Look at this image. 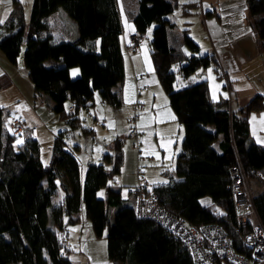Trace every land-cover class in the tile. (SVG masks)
Listing matches in <instances>:
<instances>
[{
    "label": "trees",
    "instance_id": "trees-1",
    "mask_svg": "<svg viewBox=\"0 0 264 264\" xmlns=\"http://www.w3.org/2000/svg\"><path fill=\"white\" fill-rule=\"evenodd\" d=\"M177 6V0H138L136 11L125 13L136 32L144 34L152 26L158 31L149 41L154 70L183 128L176 179L151 191L169 213L195 224H220L236 238L231 230L232 166H240L247 182L260 177L263 192L252 197V203L264 228V147L249 141L248 120L251 113L264 110V95L252 97L236 114L228 100L212 101L205 79L178 86V77L187 80L216 60L214 54H199L187 29L181 40L172 35L170 15ZM194 6L198 4H183V13ZM246 7L248 24L264 52V0H246ZM60 8L77 25L72 41L56 42L49 33L46 19ZM9 30L0 38V51L16 64L26 38L23 61L35 93L52 104V112L65 125L82 130L81 114L94 106L96 96L112 108L121 106L124 56L117 0H33L27 31L21 15ZM72 68L80 72L75 79L69 75ZM3 114L0 108V264H73L70 243L64 251L62 240L68 238L66 224L76 223L80 213L95 238H106L107 258L113 264H190L187 247L156 221L139 218L135 196L128 205L114 187L124 161L123 140L115 139L100 162L89 161L81 181L77 150L68 148L65 131L55 136L50 161L43 164L36 140L15 147L14 136L4 130ZM58 190L62 202L55 204ZM101 190L103 198L98 196ZM205 198L211 203H202Z\"/></svg>",
    "mask_w": 264,
    "mask_h": 264
},
{
    "label": "rangeland",
    "instance_id": "rangeland-1",
    "mask_svg": "<svg viewBox=\"0 0 264 264\" xmlns=\"http://www.w3.org/2000/svg\"><path fill=\"white\" fill-rule=\"evenodd\" d=\"M178 6L170 15L175 23L172 32L181 40L183 31L187 29L188 36L199 46V54H208L207 49H211L212 43L208 35L206 19H202V13L199 6H194L186 15L183 13L182 0L177 1ZM33 0H0V38L7 35L9 24L11 21H17L18 15H21L26 31L30 21V14ZM220 9L218 14L213 18V27L218 31V38L227 51L234 56V74L238 77L236 84V94L239 103L241 100L249 101L252 93L259 91L264 93V52L255 33L248 24V12L246 0H218ZM50 21V20H49ZM49 32L52 31L54 37L67 36L68 41H72L77 37V25L69 18L68 14L62 9H58L57 14L51 18L48 25ZM147 33V40H151L154 36V28L151 27ZM21 46L20 54L16 64L10 63L5 55L0 51V108L4 109L3 119L9 122L13 119L24 121L27 125H36L39 131V156L43 164H48L51 157V149L56 135L65 131V141L70 145L71 149L78 141H82L85 146L84 150L93 157V162L98 163L102 158V154L96 158V150L103 143V139L91 136H83L80 128L72 129L60 120V117L52 112L45 99L37 95L34 86L31 83L27 70L24 65L23 55L25 50V40ZM183 51L187 55H192L189 49L183 45ZM226 52V50H225ZM246 56V58H244ZM245 60H244V59ZM213 74L201 68L197 69L187 80L180 77L177 78L178 86H186L189 83L200 82L203 79H209V75L218 80V75H222L217 63L211 64ZM6 79V81H5ZM8 80L10 84H8ZM210 81L213 79L210 78ZM241 85V86H238ZM233 87V86H232ZM239 88V89H238ZM231 93V92H230ZM234 94V95H233ZM233 110L238 109L236 104L235 92L232 91ZM45 98V97H44ZM246 102V103H247ZM260 112V111H258ZM82 119V127H92L91 121L84 116ZM5 127V125H4ZM5 132L12 135L11 131L5 127ZM14 145L19 148L24 142L14 137ZM20 140L21 143H17ZM95 141L96 144L93 142ZM106 141L105 144H108ZM72 146V147H71ZM130 166L127 167V170ZM128 177V176H127ZM127 177L124 179L126 180ZM114 186L122 188V198L126 204L133 205V199L129 193V187L124 186L120 180V176L115 177ZM249 195L256 197L263 192V185L260 177L251 179L247 182ZM59 202L58 195L54 196V202ZM217 214H223L219 209L215 210ZM113 211L109 214V220H113ZM80 220L74 224H66V233L68 242L72 246V252H69L70 259L73 264H88L90 262L87 253L82 250L86 246L90 251L89 255L94 256L93 260H107V241L106 238H95L91 229L90 222L85 218L83 213L79 214ZM74 229V231H73ZM80 238V242L78 239ZM69 249V248H67ZM91 257V256H90Z\"/></svg>",
    "mask_w": 264,
    "mask_h": 264
},
{
    "label": "crops",
    "instance_id": "crops-1",
    "mask_svg": "<svg viewBox=\"0 0 264 264\" xmlns=\"http://www.w3.org/2000/svg\"><path fill=\"white\" fill-rule=\"evenodd\" d=\"M137 2L138 0H117L122 25L120 44L124 56V81L121 88L122 104L118 108H112L102 102L99 96H96L94 106L88 109V113L83 112L81 114L82 117H86L87 115H92L94 117V121L89 120L92 123L90 124L92 127L85 126L82 127V130L80 129L83 136L87 135L94 137V140L96 138L103 139V143L99 145L96 153H94L96 154V158H98L99 153L100 155L102 154V156L106 153H110L112 142L115 139L124 141V161L119 176L122 184L129 187V193L132 199L135 196L134 190L137 185L138 176L143 177L151 187L167 184L169 180L176 179L175 158L181 149V142L183 140V128L170 107L168 98L154 70L149 46L150 40H147V33L149 32L147 31L144 33L143 40L133 51H128L129 38L137 32L133 24L128 21L125 13L126 9L136 11ZM182 2L183 4L197 3L201 9L202 19H206L207 28L209 30L208 35L212 43V47L211 49H207V53L214 54L217 66L222 73V75L219 74L217 76L218 80H214V78L210 76L214 73L213 67L207 69V71L211 72L209 79H206L211 99L213 102L228 100L230 110L238 114L239 110L246 105L247 101L244 102L241 100L240 103L238 102L239 99L236 94L238 77L234 74V56H232L227 49H225L223 44H221L217 34L218 31L212 26L213 18L218 14L217 11L220 9V5H217L218 0H182ZM56 14L57 11L46 19L48 25L50 24L51 18ZM152 27L154 28L155 35L158 31L155 30L154 26ZM159 32L164 34L165 30L162 29L159 30ZM49 33L53 35L52 31ZM66 38L67 36L63 35V37H58L55 40L56 42L66 41L68 40ZM244 58H246V56H244ZM69 75L72 79H75L80 75V72L78 68H72L69 71ZM210 78L213 79V81H210ZM232 91L235 92V103L239 104L236 110H233ZM257 94L262 93L255 91L252 93L251 98ZM41 98L45 99L51 109L52 104L46 98ZM126 100L133 102L126 103ZM134 113L138 114L136 126L139 135L137 137L129 135V129L131 127L130 120ZM262 115H264V110L253 112L248 116L250 128L249 141L264 147V120H262ZM101 117H103V119H101ZM253 117H255V120H253ZM110 122H113L114 126L110 127ZM33 126L36 127V125ZM106 141H109V143L105 144ZM36 142H39V131ZM79 142L80 144L76 143L73 148L75 151L77 150L75 156L80 166V178L81 181H83L87 164L89 161L93 160V157L90 159V154L86 153L84 150L85 146L82 141H78V143ZM136 142H139L138 147L135 146ZM93 143L96 144L95 141ZM67 146L71 149L68 143ZM128 166H130L129 170H127ZM126 177L127 179L124 180ZM120 187L116 188L122 191ZM56 195H58V203L60 204L62 202L61 191L58 190ZM98 196L103 198L104 191H99ZM202 203L210 204L211 202L209 199L205 198L202 200ZM55 204H57L56 201ZM77 218L80 220L79 216H77ZM66 227L67 226H65L64 231H66ZM78 241L80 242V238ZM71 248L72 246L70 244V252H72ZM81 249L89 256L90 262H88V264H113L108 258L100 262L93 260L94 256L92 252L91 255H89L90 251L87 250L86 246H83Z\"/></svg>",
    "mask_w": 264,
    "mask_h": 264
},
{
    "label": "built area",
    "instance_id": "built-area-1",
    "mask_svg": "<svg viewBox=\"0 0 264 264\" xmlns=\"http://www.w3.org/2000/svg\"><path fill=\"white\" fill-rule=\"evenodd\" d=\"M144 34L136 33L129 38L128 51H133L143 40ZM94 121L92 115L85 117ZM138 114L131 117L129 135L137 137ZM12 135L21 139L36 140L37 127L13 119L5 124ZM136 147L139 142H136ZM231 196L234 206L235 224L231 226L233 237L225 227L217 223L195 224L180 215L166 211L152 193V187L138 176L135 187L134 206L139 218L152 219L168 229L188 249L190 264H264V228L262 227L249 195L247 181L240 166L230 168ZM248 229H247V228ZM65 251L69 248L68 238L62 240Z\"/></svg>",
    "mask_w": 264,
    "mask_h": 264
},
{
    "label": "snow or ice",
    "instance_id": "snow-or-ice-1",
    "mask_svg": "<svg viewBox=\"0 0 264 264\" xmlns=\"http://www.w3.org/2000/svg\"><path fill=\"white\" fill-rule=\"evenodd\" d=\"M0 22H2V21H0ZM211 71V70H210ZM75 74V73H74ZM127 102H133V101H128V100H126V103ZM101 119H103V117H101ZM142 119H143V117H142ZM253 120H255V117H253ZM262 120H264V115H262ZM109 126L110 127H112V126H114V123L113 122H110L109 123ZM17 143L19 144V143H21V141L20 140H17ZM73 231H74V229H73Z\"/></svg>",
    "mask_w": 264,
    "mask_h": 264
},
{
    "label": "water",
    "instance_id": "water-1",
    "mask_svg": "<svg viewBox=\"0 0 264 264\" xmlns=\"http://www.w3.org/2000/svg\"><path fill=\"white\" fill-rule=\"evenodd\" d=\"M109 185H110V183H109Z\"/></svg>",
    "mask_w": 264,
    "mask_h": 264
}]
</instances>
